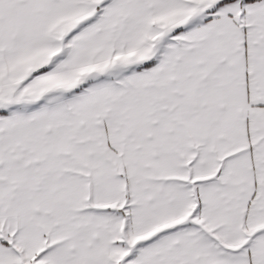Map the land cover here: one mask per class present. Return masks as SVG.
<instances>
[{
	"label": "snow or ice",
	"instance_id": "1",
	"mask_svg": "<svg viewBox=\"0 0 264 264\" xmlns=\"http://www.w3.org/2000/svg\"><path fill=\"white\" fill-rule=\"evenodd\" d=\"M0 264H264V0H0Z\"/></svg>",
	"mask_w": 264,
	"mask_h": 264
}]
</instances>
